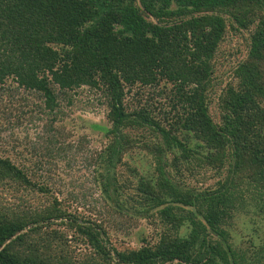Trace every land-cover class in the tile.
Segmentation results:
<instances>
[{
  "label": "trees",
  "instance_id": "trees-1",
  "mask_svg": "<svg viewBox=\"0 0 264 264\" xmlns=\"http://www.w3.org/2000/svg\"><path fill=\"white\" fill-rule=\"evenodd\" d=\"M83 87L107 109L91 158L103 203L157 220L155 243L113 248L104 217L52 197L43 173ZM2 102L5 129L42 125L0 146V264H264V0H0Z\"/></svg>",
  "mask_w": 264,
  "mask_h": 264
},
{
  "label": "rangeland",
  "instance_id": "rangeland-1",
  "mask_svg": "<svg viewBox=\"0 0 264 264\" xmlns=\"http://www.w3.org/2000/svg\"><path fill=\"white\" fill-rule=\"evenodd\" d=\"M230 39L232 40L229 49L236 50L239 48L242 52L246 50L242 38L233 35ZM72 95L74 97L73 105L65 107L63 104V114L60 115V124L62 127L66 125V132H70L68 138H66L69 143L68 145L65 143L67 150L47 160L49 169L46 173H43V176L51 184L52 197L59 202L63 210L82 221L89 220L101 223L104 217V225L109 232L108 242L113 248L118 250L137 249L143 243H155L157 233L161 230L157 220L129 219L107 211L108 208L103 203L101 192L95 185L94 162L91 159L94 158L96 151L100 150L105 142L103 133L95 129L94 126H108L106 120L107 109L102 104L100 94L86 87L76 90ZM6 105L7 103L4 102L0 104V107L4 106L0 110V146H4L9 136L23 140V143L36 140V135L40 133L42 123L24 121L18 127L5 129L2 121H5L6 117L16 116L15 112L9 113L5 110L10 108ZM16 109L19 111L18 107ZM25 110L26 108L23 111ZM69 145L71 149L68 148ZM126 160L131 161L128 158ZM147 169L150 172L152 171L150 165ZM199 180L202 182L201 178ZM190 181L191 184H197L195 179ZM38 197L36 198L37 203L53 201L50 196L49 199ZM100 213L104 215L99 216ZM109 214L110 222L108 221ZM242 217L244 216L236 217L233 223L240 230L238 232L241 235V230L246 231L248 227L246 219ZM186 229V227L182 228V234L186 232ZM58 230L67 233L68 245L73 247L76 258L82 257L88 251L83 244L75 242L74 235L69 233L66 227H58Z\"/></svg>",
  "mask_w": 264,
  "mask_h": 264
}]
</instances>
